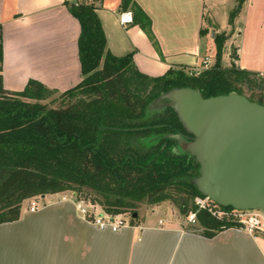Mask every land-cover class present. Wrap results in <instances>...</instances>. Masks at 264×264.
Listing matches in <instances>:
<instances>
[{"label":"trees","instance_id":"16d2710c","mask_svg":"<svg viewBox=\"0 0 264 264\" xmlns=\"http://www.w3.org/2000/svg\"><path fill=\"white\" fill-rule=\"evenodd\" d=\"M244 1L236 0L229 24ZM64 4L80 24L81 79L67 90L58 92L34 79L20 91L5 90L0 30V224L18 219L24 200L76 191L106 213H130L132 219L138 214L133 216L137 205L130 198L145 197L148 203L173 198L181 214L196 212L197 226L190 228L207 237L239 227L232 218L216 219L197 208L194 197L203 195L191 180L198 175L199 164L180 145V135L191 134L167 101L157 108L149 104L174 87H192L203 97L243 94L244 88L264 92V75L237 66L236 53L229 66L223 65L225 32L215 34L214 63L199 73L170 67L162 75H146L133 63L132 52L116 56L108 50L93 2ZM120 9L131 11V23L159 50L152 21L140 5L121 0ZM247 97L264 105V96ZM55 102L57 107L50 105ZM84 188L103 199L85 198Z\"/></svg>","mask_w":264,"mask_h":264},{"label":"crops","instance_id":"0c3cea01","mask_svg":"<svg viewBox=\"0 0 264 264\" xmlns=\"http://www.w3.org/2000/svg\"><path fill=\"white\" fill-rule=\"evenodd\" d=\"M71 1L93 2L108 50L132 52L146 75L211 59L221 32L223 54L234 47L237 66L264 73V0H245L232 24L236 0H135L152 21L159 50L138 25L120 23L127 11L121 0ZM0 30L5 90L20 91L34 79L61 92L80 81V24L64 0H0ZM31 200L22 202L18 219L0 224V264H264V235L239 227L207 237L190 228L197 223L165 210L154 216L153 209L113 231L84 219L67 192L40 196L33 211Z\"/></svg>","mask_w":264,"mask_h":264},{"label":"water","instance_id":"95a60500","mask_svg":"<svg viewBox=\"0 0 264 264\" xmlns=\"http://www.w3.org/2000/svg\"><path fill=\"white\" fill-rule=\"evenodd\" d=\"M165 101L191 134H181L180 145L199 164L191 182L200 193L219 206L264 212V105L236 91L203 97L192 87L169 89L152 104Z\"/></svg>","mask_w":264,"mask_h":264},{"label":"built area","instance_id":"2783aa9c","mask_svg":"<svg viewBox=\"0 0 264 264\" xmlns=\"http://www.w3.org/2000/svg\"><path fill=\"white\" fill-rule=\"evenodd\" d=\"M119 21L122 24H127L132 21L131 11H123L119 14ZM210 57H204L201 63L189 67V73L197 74L201 70L210 66ZM67 193L74 199L76 208L84 219L90 221L100 228L109 227L113 231H117L120 228L129 225L132 220V215L130 213L125 214H109L103 209L101 213L98 214L95 211L97 204L90 203L84 198L80 197L76 191H67ZM39 197H35L30 202L29 209L31 211L35 210L38 206ZM67 197L63 195L61 199H66ZM194 203L198 209L207 210L211 216L216 219L221 218H232L237 223L240 224L239 228L246 230L252 235H264V212L258 209H248V210H238V209H226L222 206L215 204L207 196H196L194 197ZM186 222L188 224L196 223V212L190 211L186 216ZM162 223V220H159Z\"/></svg>","mask_w":264,"mask_h":264},{"label":"rangeland","instance_id":"374dc122","mask_svg":"<svg viewBox=\"0 0 264 264\" xmlns=\"http://www.w3.org/2000/svg\"><path fill=\"white\" fill-rule=\"evenodd\" d=\"M233 53H236V49L234 47H232V48H230L228 50V54H227V51H225V53L222 56L223 65L229 66L231 64V62H232L231 56H232ZM210 60H211L210 65H212L214 63V60H215L214 54L211 56ZM261 60H263V58ZM260 74L264 75V73H260ZM243 94L246 95V96H252L254 99H257L258 97H263L264 96V92H253V93H250L245 88L243 89ZM56 95H57V93L54 96H56ZM46 101H49V99L46 100ZM50 105H52L54 107H57L59 105V103L58 102H55L53 104L50 103ZM149 105H150V108L160 107V106H158V104H152V102ZM84 191H85V193L83 194V196H85V198L86 197H88V198H91V197L94 198L95 197V198H98L100 200L103 199V196L101 194H98L97 192H95L94 190H92L90 188H84ZM130 200L137 205L135 207V210H136L137 214L144 215L145 213H149V212H151L154 209L153 210V215L157 216L159 214V212H161L162 210H165L168 213L175 214L176 216L181 218V220L186 222V216L180 213L179 207L176 204V202L173 200V198L172 199H162V200H160V201H158L156 203H148V202H146V198L145 197L130 198ZM97 206L100 207V205H98V204H97Z\"/></svg>","mask_w":264,"mask_h":264}]
</instances>
